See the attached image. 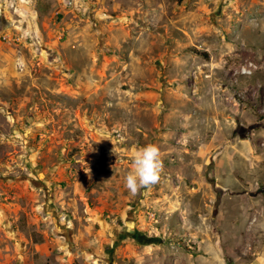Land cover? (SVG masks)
Wrapping results in <instances>:
<instances>
[{
  "label": "rangeland",
  "instance_id": "obj_1",
  "mask_svg": "<svg viewBox=\"0 0 264 264\" xmlns=\"http://www.w3.org/2000/svg\"><path fill=\"white\" fill-rule=\"evenodd\" d=\"M261 254L264 0H0V264Z\"/></svg>",
  "mask_w": 264,
  "mask_h": 264
},
{
  "label": "clouds",
  "instance_id": "obj_2",
  "mask_svg": "<svg viewBox=\"0 0 264 264\" xmlns=\"http://www.w3.org/2000/svg\"><path fill=\"white\" fill-rule=\"evenodd\" d=\"M130 163V170L123 181L130 195L135 196L142 189L147 190L160 181L163 161L158 146L148 144L139 147L134 152ZM256 264H264V254L257 257Z\"/></svg>",
  "mask_w": 264,
  "mask_h": 264
}]
</instances>
